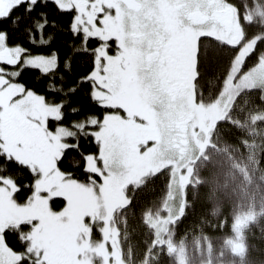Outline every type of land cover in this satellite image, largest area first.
<instances>
[{"label":"snow or ice","instance_id":"1","mask_svg":"<svg viewBox=\"0 0 264 264\" xmlns=\"http://www.w3.org/2000/svg\"><path fill=\"white\" fill-rule=\"evenodd\" d=\"M213 5L0 0V264H78L75 193H98L179 106L193 39L198 66L219 55L205 41L237 47L204 30L218 23ZM45 202L67 230V258L37 239L44 215H5Z\"/></svg>","mask_w":264,"mask_h":264},{"label":"rangeland","instance_id":"2","mask_svg":"<svg viewBox=\"0 0 264 264\" xmlns=\"http://www.w3.org/2000/svg\"><path fill=\"white\" fill-rule=\"evenodd\" d=\"M256 2L262 5L259 14L264 15V0H256ZM241 4V2H234L233 5L238 9L237 18L241 26L245 27L242 20ZM231 6L226 1L217 4L221 12L220 14H225L227 18L231 16L230 10L233 11ZM253 27L261 29L260 32H262L259 46L244 63L243 69L240 72L241 77H238L235 84L226 85L222 96L212 104L218 111H225L226 107L228 108L234 95L239 92L238 90L248 87L264 88V21L258 18ZM204 30L212 31L213 35L217 37H221L220 35L222 34L218 33V29L213 26ZM189 105L188 101L180 102L179 106L174 107L163 119L154 121L151 125L152 130L150 132L142 131L145 144L140 146L128 163L118 168L110 177L105 179L102 187L98 191L100 195L99 202L91 200L90 194L79 195L78 201H87L91 208H89V205L81 208L74 207L72 216L73 224H87L89 220L87 222L84 221V214L87 213L90 216L92 214V205H97L98 211L102 214L101 218H103L107 225L105 227L104 238L110 244H113L114 238L109 236L108 217H110L113 207L126 202L125 196L120 192V186L126 183L136 182L146 174L164 170L169 173V186H167L160 200L152 207L149 213V224L150 229L154 232L156 231L158 236L154 244H161L166 241L168 243L167 246L175 247L173 252L168 251L167 246L160 248L165 253L167 251L168 255H172L170 262L168 261L166 264H221L224 263L222 261L243 264L242 261L245 263L246 256L245 243L247 242L248 227H250L251 222L256 216L261 215L264 217V183L256 177L251 178L249 174L242 173L240 156L228 152L225 144L221 147L207 148L203 153L204 158L201 157V159L192 165L191 173H188L185 170L186 166H183L180 174H176L175 169L178 165L185 161L187 156H193L199 144H202L201 142L205 134L204 129L207 127L206 123H203V120L199 119L203 115L200 108L193 107L192 105L189 108ZM188 111L193 115V117H190L191 129L195 127L194 131L198 132V136L194 141V145L193 143L190 145L189 155L185 152L186 154L183 153L178 158L176 141L182 134L175 130L173 124L177 119L176 117H183ZM198 121L202 123L200 124L202 127L201 130ZM185 176L188 177L185 178ZM196 179L201 181L200 185L193 187L191 185L186 186L185 181L189 180L191 183H195ZM198 189H200V192ZM182 193L186 196L185 203H188L187 197L189 193L194 197L199 196L201 199L204 198L213 211L214 218L225 213L230 217V224L226 228H219L222 229L219 234L209 233L196 239L177 238L175 234L171 233V223L166 228L165 222L163 224L162 221L168 218L178 208L182 201ZM86 208L89 209L85 211ZM5 215L18 216L19 219H27L30 216L28 213L21 214L14 211L6 212ZM121 220H119V223ZM163 229L164 231L162 232ZM62 230L58 229L61 234L57 230L52 233L56 240L60 242L61 240H67L64 239L67 237V232ZM37 237H39V234H37ZM43 237L37 239L41 240ZM163 239L165 241H161ZM60 248L64 251L62 245ZM108 249L111 253L114 251V248L109 247ZM122 256L126 264H133V257L128 251H125V254ZM142 260L140 259L141 263L136 264H144V256ZM248 264L261 263L258 261L257 263H253L251 261Z\"/></svg>","mask_w":264,"mask_h":264},{"label":"trees","instance_id":"3","mask_svg":"<svg viewBox=\"0 0 264 264\" xmlns=\"http://www.w3.org/2000/svg\"><path fill=\"white\" fill-rule=\"evenodd\" d=\"M223 1L231 4H234V2H247V0H214L213 6L215 8L212 10V15L219 10L217 4L223 3ZM205 42L211 43L214 48L218 49L219 55L213 57L209 64L205 65L201 63L198 66L195 56V46H193V60H190V67L194 72L193 98L200 105L207 103L208 110H206V112H211L213 109L212 104L216 99L222 96L225 86L228 84H235L236 74L241 70L242 65L238 64V62L232 63L233 50L221 46L215 40ZM197 72H199V75H197ZM238 91L239 92L236 93L233 98V105L229 112V117L224 121L218 122L210 131H207L201 143L207 144V146H209L208 148L221 147L225 144L228 152L240 156V160L242 161V173L245 172L249 174L251 178L256 177L259 181L264 183V88L248 87ZM190 107L191 105H189V108ZM185 114L186 115L183 117H176L177 119L173 124L175 130L179 131L177 127L187 120L186 126L190 134L197 137L198 132L193 131L195 127H192L193 130L191 129L190 117H193V115H191L189 111ZM201 118L202 117L199 119ZM200 124L202 123L199 122L198 124L201 127ZM201 129L202 127L200 130ZM151 130L152 128L149 127L144 129L143 132H150ZM176 151L178 153V158L185 152L189 154V151H185V149L182 151V148L179 147H176ZM193 157L194 155L190 157L187 156V159L178 165L175 169L177 175L180 174L183 166L190 167V169L192 168L194 164ZM169 180V173L161 170L156 173L146 174L138 181L131 183L127 208L117 228L120 234L114 232V237L116 238V243L121 247V253L124 255L125 251H128V253L132 255L133 264L141 263L140 259L142 260L143 256L145 261L144 264H166L171 260L170 257L172 255H168L167 251L166 253L162 251L160 249L161 245L157 243L154 244L158 236L156 231L154 232L150 229L151 227L149 224V213L152 207L160 200L167 186H169ZM199 190L200 189H198V191ZM199 192H197V194H199ZM80 194L83 193H75V207H86L89 205L87 201H78ZM87 194H90L91 200L100 201L99 193L89 191ZM83 197L86 198L85 195H83ZM187 200L188 204L184 207L182 214H179V204L178 208L173 212L171 211L172 214L162 221L163 224L165 222L167 228L170 221L169 218L179 217L176 223L170 224L171 233L175 234L177 238L196 239L209 233L219 234L222 231V229L219 228H226L230 224V217L225 213L214 218V213L204 198L201 199L199 196L194 197L189 193ZM176 204L178 205L177 202ZM92 206L97 207V205ZM89 208H91L90 205ZM89 208H86L85 211ZM223 209H225V207H223ZM26 213L29 215H44L47 218L48 227L45 231L38 233L39 237L37 238L44 236L41 240H44L53 247L54 255L57 258H67L70 255L67 240H61V242L57 241L54 234H52L56 230L58 231V229H63L65 232H67V230L61 227L57 223V218L53 217V215L48 212L46 202L39 206L38 211ZM93 221L94 218L92 215H90L89 222L84 225H76L73 224L72 221V229L77 235L79 234L77 231L84 230V233L89 231L92 235L95 234V237L102 236L103 233L100 229L103 228L105 232V227H107V225L105 226L101 220L97 221L96 224H92ZM163 231L164 229L162 232ZM59 233L61 234V232ZM84 238L83 236V239ZM64 239H66V237ZM61 245L64 251L61 250ZM83 246L88 247L86 244H83ZM79 248L82 249V245H80ZM245 249L246 256L245 263L242 261L243 264H248L251 261L253 263H257L258 261L264 264L263 216H256L251 222L250 227H248ZM112 254L117 258L118 251L114 250ZM105 256L109 264L120 262L119 260L109 258L108 254ZM222 262L224 263L221 264H233L226 263V261ZM78 264H83L82 259L79 260ZM124 264H126L125 261Z\"/></svg>","mask_w":264,"mask_h":264},{"label":"flooded vegetation","instance_id":"4","mask_svg":"<svg viewBox=\"0 0 264 264\" xmlns=\"http://www.w3.org/2000/svg\"><path fill=\"white\" fill-rule=\"evenodd\" d=\"M234 7V6H233ZM233 11L235 12L233 14ZM233 11L230 10L231 16L229 18L226 17L225 14H220L221 12L217 10V13L213 14V17L215 21H217V24H213L212 26L218 29V33H222L220 35L221 37L220 40H227L230 44L232 45H237V47H227L231 50H233V58H232V63L238 62V64H241L242 62L246 61V59L253 54V51L257 49V46L259 44L260 39L262 38V32H257L256 28H254V19L253 21L250 18H244L242 16L243 24L245 27L241 26V23L239 22L237 16H238V11L234 7ZM227 18V19H223ZM193 46H195V40L193 39L192 45H191V55L188 58L186 67H185V72L183 79L180 84V92L183 97L181 102L188 101L190 105L202 109L201 111L203 112L202 120L203 123H206L207 127L205 128L204 132L205 134L207 131H210L212 127L217 124L219 121H224L225 118H227L228 114L226 111L222 115H219L222 113V111L216 110V108L213 106V109L211 112H206L208 110V104H203L200 105L194 100V75H193V70L191 69L190 65L193 60ZM226 47V46H225ZM193 98V99H192ZM185 100V101H184ZM193 100V101H192ZM229 113V112H228ZM187 120L180 125L179 127L175 126L178 128V132H181L182 136H179L178 140L176 141V147L182 148V151L185 149V151H190V145L196 140L195 136H192L190 134L189 129L187 128ZM204 127V126H203ZM195 130V129H194ZM193 130V131H194ZM192 131V132H193ZM200 131V130H199ZM203 132V133H204ZM204 134V135H205ZM190 140H192L190 142ZM179 142V143H178ZM207 149V144H199L198 148L195 150L194 153V163H196L199 159L204 158L203 153ZM182 153V152H181ZM187 153V152H186ZM185 153V154H186ZM189 155V154H187ZM191 170V169H190ZM189 170V172H190ZM188 177V176H187ZM186 186L191 185L192 187L195 186L194 183H191L189 180L185 181ZM197 184V183H196ZM131 183H126L120 186V192L125 196L126 202H123L122 204H119L118 206H115L111 209L110 217L109 219V229L110 233L109 236H112L113 239V244H110L108 240H105L104 236V230L103 228L100 229V231L103 233L101 236H94L92 235L89 231L84 233V230L82 231H77L78 233H83V236L85 237L82 239V242L80 245H82V249L79 248L81 252L80 259H82L83 264H109L107 262V257L105 255L108 254L109 258L111 259H116L119 260L120 264H124L123 261V254L121 253V247L116 243V238L114 237L115 233L117 234L118 226H119V220H121L123 214L126 211L127 208V203H128V198H129V189H130ZM181 208V207H180ZM184 206L182 207V210L179 209V214H181V211L183 213ZM92 217L94 218V221L92 224H96L97 221L101 220V222H104L102 218H99L102 216L101 212L98 211L97 207L92 208ZM179 217H173L172 219L169 218V223L174 224L176 223L177 219ZM106 226V224H105ZM116 228V229H115ZM115 232V233H114ZM119 233V232H118ZM120 234V233H119ZM165 241V239L161 240ZM160 242V241H159ZM83 244H86L88 247H84ZM94 244V245H92ZM167 242H162L161 247L167 246ZM114 248V250L118 251V256L117 258L114 257V255L109 251L108 248ZM174 246H167V250L171 251L174 249ZM119 263H114V264H119Z\"/></svg>","mask_w":264,"mask_h":264},{"label":"crops","instance_id":"5","mask_svg":"<svg viewBox=\"0 0 264 264\" xmlns=\"http://www.w3.org/2000/svg\"><path fill=\"white\" fill-rule=\"evenodd\" d=\"M250 11H244V15L243 16V19L244 18H250L252 21H253V18H255V15L259 14L260 11H261V7H260V4L256 2V0H250Z\"/></svg>","mask_w":264,"mask_h":264},{"label":"water","instance_id":"6","mask_svg":"<svg viewBox=\"0 0 264 264\" xmlns=\"http://www.w3.org/2000/svg\"><path fill=\"white\" fill-rule=\"evenodd\" d=\"M196 183H198V184H199V183H201V181H200V180H196Z\"/></svg>","mask_w":264,"mask_h":264}]
</instances>
